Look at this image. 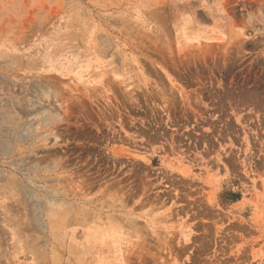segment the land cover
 I'll use <instances>...</instances> for the list:
<instances>
[{
	"label": "rangeland",
	"instance_id": "374dc122",
	"mask_svg": "<svg viewBox=\"0 0 264 264\" xmlns=\"http://www.w3.org/2000/svg\"><path fill=\"white\" fill-rule=\"evenodd\" d=\"M0 264H264V0H0Z\"/></svg>",
	"mask_w": 264,
	"mask_h": 264
}]
</instances>
